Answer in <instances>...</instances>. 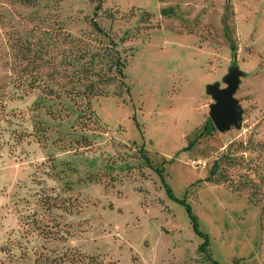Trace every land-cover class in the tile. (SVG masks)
I'll use <instances>...</instances> for the list:
<instances>
[{
    "label": "rangeland",
    "instance_id": "rangeland-1",
    "mask_svg": "<svg viewBox=\"0 0 264 264\" xmlns=\"http://www.w3.org/2000/svg\"><path fill=\"white\" fill-rule=\"evenodd\" d=\"M90 17L125 57L120 94L107 86L79 119L65 95L13 86L12 39L45 26L104 39ZM233 66L239 124L205 127V86ZM259 205L264 0H0V264L67 249L90 264H264Z\"/></svg>",
    "mask_w": 264,
    "mask_h": 264
},
{
    "label": "trees",
    "instance_id": "trees-1",
    "mask_svg": "<svg viewBox=\"0 0 264 264\" xmlns=\"http://www.w3.org/2000/svg\"><path fill=\"white\" fill-rule=\"evenodd\" d=\"M99 6L93 7V14ZM112 17V14H107ZM91 28L101 34L104 39L83 33L78 36L64 32L61 27L45 26L44 28H34L30 35L12 39V45L16 52L13 62L10 64L12 84L21 90L40 89L48 95L59 97L65 95L74 107L79 110L77 118L90 119L91 98L97 95L106 94L107 86L111 85V92L120 94L126 87L124 81L123 68L125 57L117 48V43L104 28L93 18H89ZM35 31L39 35H35ZM41 33L43 35H41ZM92 120V119H91ZM99 127L97 119L92 121ZM204 126L211 128L212 123L209 118L205 119ZM232 145V141L228 143ZM231 157L227 151L220 153L213 158L210 165L211 177L216 182H224L223 174L215 176V171L221 163L229 164ZM233 190L237 187L230 186ZM248 198L257 202L256 195L249 191ZM43 203L56 206L50 201L49 195L42 196ZM259 219L264 213L263 205H259ZM43 216L34 219V224L38 231L51 238L61 236L56 229L52 230L43 222ZM211 264H217L210 256L206 255ZM92 263L94 255H84L76 250H63L51 256L37 254L33 262L38 264H77V262ZM105 264H114L112 260H107Z\"/></svg>",
    "mask_w": 264,
    "mask_h": 264
},
{
    "label": "water",
    "instance_id": "water-1",
    "mask_svg": "<svg viewBox=\"0 0 264 264\" xmlns=\"http://www.w3.org/2000/svg\"><path fill=\"white\" fill-rule=\"evenodd\" d=\"M239 69L235 66L228 69L223 76V86L216 82L206 84L205 90L212 98L208 104V116L216 129L223 130L230 124L238 125L240 107L233 96L238 83Z\"/></svg>",
    "mask_w": 264,
    "mask_h": 264
}]
</instances>
